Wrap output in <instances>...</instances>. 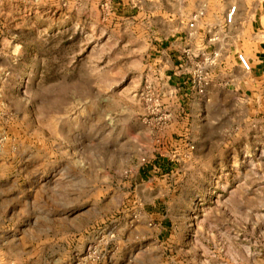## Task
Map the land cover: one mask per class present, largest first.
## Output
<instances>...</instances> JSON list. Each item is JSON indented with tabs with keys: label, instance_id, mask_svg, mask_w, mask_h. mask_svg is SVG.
<instances>
[{
	"label": "rangeland",
	"instance_id": "1",
	"mask_svg": "<svg viewBox=\"0 0 264 264\" xmlns=\"http://www.w3.org/2000/svg\"><path fill=\"white\" fill-rule=\"evenodd\" d=\"M210 1L0 0V264H264V101H209Z\"/></svg>",
	"mask_w": 264,
	"mask_h": 264
},
{
	"label": "crops",
	"instance_id": "2",
	"mask_svg": "<svg viewBox=\"0 0 264 264\" xmlns=\"http://www.w3.org/2000/svg\"><path fill=\"white\" fill-rule=\"evenodd\" d=\"M215 3L208 2L209 11L217 10L219 26L222 27L220 23L223 20L228 33L219 37L217 43L214 42L221 54V63L215 68V82L208 91L209 101H264V84L261 83L264 78V3L260 4V8L254 7L253 17L252 8L247 5L243 7L241 2L232 0L223 9H216ZM233 5H239V10L237 7L238 12L236 11L233 22L229 23L227 15ZM257 11L260 14L255 19ZM208 33L210 31L199 34L198 37L203 38L202 42L210 43L208 35L211 34ZM238 51L243 52L252 63L250 71L244 69L238 59ZM222 79L228 80L229 86H221L218 82ZM185 95L187 96L186 92L180 97L181 101L194 100L189 97L185 100Z\"/></svg>",
	"mask_w": 264,
	"mask_h": 264
},
{
	"label": "built area",
	"instance_id": "3",
	"mask_svg": "<svg viewBox=\"0 0 264 264\" xmlns=\"http://www.w3.org/2000/svg\"><path fill=\"white\" fill-rule=\"evenodd\" d=\"M235 9V8H234ZM232 17V16H231ZM240 57H241V60H242V62H243V64H244V66H245V68L246 69H251V65H250V63L248 62V60L241 54L240 55ZM200 91H201V93H204V91H205V87L202 85V87L200 88ZM110 236H112V237H114V235H110ZM82 264H86V263H82ZM109 264H111V263H109Z\"/></svg>",
	"mask_w": 264,
	"mask_h": 264
}]
</instances>
